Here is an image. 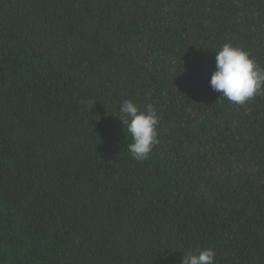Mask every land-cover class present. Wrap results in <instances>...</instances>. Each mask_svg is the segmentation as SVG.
Listing matches in <instances>:
<instances>
[{"label":"trees","instance_id":"obj_1","mask_svg":"<svg viewBox=\"0 0 264 264\" xmlns=\"http://www.w3.org/2000/svg\"><path fill=\"white\" fill-rule=\"evenodd\" d=\"M264 67V0H0V264H264V94L210 87L215 52ZM152 103L143 162L116 116Z\"/></svg>","mask_w":264,"mask_h":264},{"label":"clouds","instance_id":"obj_2","mask_svg":"<svg viewBox=\"0 0 264 264\" xmlns=\"http://www.w3.org/2000/svg\"><path fill=\"white\" fill-rule=\"evenodd\" d=\"M209 83L213 91L221 94L220 100L244 106L253 97L264 94V67L247 51L226 43L215 52V71ZM116 116L127 140L131 137L126 146L131 158L137 162L146 161L159 143L157 108L149 103L141 110L133 101L124 100ZM183 253L181 264H215V251L211 248H189Z\"/></svg>","mask_w":264,"mask_h":264}]
</instances>
